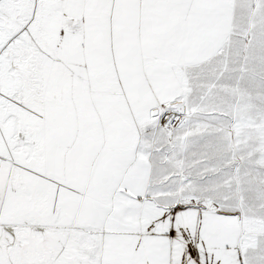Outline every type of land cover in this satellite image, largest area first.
Wrapping results in <instances>:
<instances>
[{"label":"snow or ice","instance_id":"1","mask_svg":"<svg viewBox=\"0 0 264 264\" xmlns=\"http://www.w3.org/2000/svg\"><path fill=\"white\" fill-rule=\"evenodd\" d=\"M0 264H264V0H0Z\"/></svg>","mask_w":264,"mask_h":264}]
</instances>
